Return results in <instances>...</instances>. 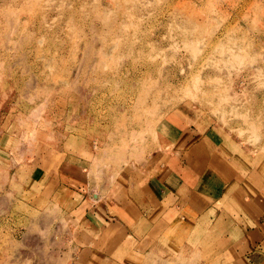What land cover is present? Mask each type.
Segmentation results:
<instances>
[{
    "label": "rangeland",
    "instance_id": "obj_1",
    "mask_svg": "<svg viewBox=\"0 0 264 264\" xmlns=\"http://www.w3.org/2000/svg\"><path fill=\"white\" fill-rule=\"evenodd\" d=\"M209 131L245 149L238 179L264 168V0H0V264H71L88 246L52 176L96 197ZM204 229L129 260L264 264Z\"/></svg>",
    "mask_w": 264,
    "mask_h": 264
},
{
    "label": "crops",
    "instance_id": "obj_2",
    "mask_svg": "<svg viewBox=\"0 0 264 264\" xmlns=\"http://www.w3.org/2000/svg\"><path fill=\"white\" fill-rule=\"evenodd\" d=\"M181 122H173L175 130L192 133ZM229 138L209 131L193 137L191 148L161 151L139 173L133 170L121 185L96 197L78 173L52 176L51 199L74 226L73 233L85 225L78 235L91 240L79 247L71 264H131L129 258L147 248L172 250L183 243L178 233L186 228L191 237L184 244L194 245V236L210 227L222 229L230 248L264 259V168L249 160V173L238 179L233 172L247 168L241 158L245 149ZM162 156L175 164L161 162ZM189 217L198 220L197 226L188 223Z\"/></svg>",
    "mask_w": 264,
    "mask_h": 264
}]
</instances>
